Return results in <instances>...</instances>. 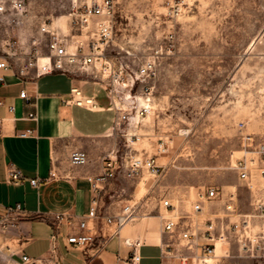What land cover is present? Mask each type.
I'll return each mask as SVG.
<instances>
[{
    "label": "rangeland",
    "instance_id": "rangeland-1",
    "mask_svg": "<svg viewBox=\"0 0 264 264\" xmlns=\"http://www.w3.org/2000/svg\"><path fill=\"white\" fill-rule=\"evenodd\" d=\"M91 2L27 0L21 24H0V55L7 33L26 49L36 38L44 45L47 36L40 34V26L45 23L74 49L75 40L88 39L92 27L78 37L70 14ZM115 10L107 52L111 67L104 71L97 63L85 78L96 77L106 87L114 73H122L119 96H142L147 87L152 95L151 112L122 124L119 138L135 134V147L150 155L164 142L162 177L178 197L188 192L195 199L210 185H240L236 162L247 159L252 165L250 160L259 158L255 144L264 142V0H117ZM147 60L155 63V75L137 80L136 71ZM157 179L147 171L140 178L125 177L123 198L133 199L136 186L135 199L141 198ZM154 205L145 207L142 217L157 215ZM149 228L159 231L160 224ZM260 230L256 222L253 231ZM217 253L206 264H264V255L239 251L235 243Z\"/></svg>",
    "mask_w": 264,
    "mask_h": 264
},
{
    "label": "crops",
    "instance_id": "crops-1",
    "mask_svg": "<svg viewBox=\"0 0 264 264\" xmlns=\"http://www.w3.org/2000/svg\"><path fill=\"white\" fill-rule=\"evenodd\" d=\"M87 70L82 69L75 74L48 73L31 81L16 71L0 69V77L5 79V82L0 81V99L4 102L0 106V206L20 203L29 215L8 239H0V264H20L19 255L22 253L40 259V264H55L51 259L52 219L61 213L77 218L88 214L93 196L88 177L103 173L104 157L113 152L120 155L128 150L138 155L151 154L147 149L135 147L137 142L128 141L126 134L124 141L119 138L115 128L117 114L111 108V97L105 85L96 77L85 78ZM30 74L34 75V70ZM89 84L93 85L92 92L86 90ZM72 86H80L85 95L93 97L99 109L89 110L64 103L63 99L69 96ZM24 89L29 100L20 98ZM32 111L37 113V121L26 119ZM28 128L35 130L33 137L18 136L20 131ZM75 150L87 154L86 164L71 165L70 155ZM160 159L157 158L158 163ZM12 169L21 171L25 180L18 183L10 181L8 175ZM51 172L55 173L54 177L50 176ZM236 174L238 176L237 170ZM32 178L47 180L34 187L29 182ZM123 179L125 175L120 173L106 184L104 202L110 205L113 213H118L123 205L134 202L138 206L134 221L123 227L119 236L111 238L106 248L93 258L85 256L65 240H60L58 257L61 264H126L133 249L125 243L126 240L140 243L137 249L140 260L137 264H199L194 260V255L202 254L200 247L195 251L188 250L177 236L162 231L161 216L166 211L159 202L163 198L169 199L183 218L196 222L199 227L205 221L212 220L217 234L223 228L228 231L234 223L241 222L254 211V193L248 190L239 176L240 185L226 188L216 186L221 189V196L204 202L202 211L197 214L193 213L192 207L198 194L195 199H191L188 192L178 197L164 184L165 177L158 178L139 199H135L138 187H134L131 194L134 198L129 202L123 198L126 192L121 184ZM212 186L215 185L208 187ZM231 193L235 194L234 210L228 211L226 205ZM153 203L158 209L157 215L142 217L145 207ZM151 224L155 227L160 224L159 231L150 230ZM229 234L228 241L216 243V252L211 261L218 256L219 250L228 252L234 243L241 250L236 236L230 231ZM5 245H9L10 250ZM181 257H186L187 262L182 263Z\"/></svg>",
    "mask_w": 264,
    "mask_h": 264
},
{
    "label": "built area",
    "instance_id": "built-area-1",
    "mask_svg": "<svg viewBox=\"0 0 264 264\" xmlns=\"http://www.w3.org/2000/svg\"><path fill=\"white\" fill-rule=\"evenodd\" d=\"M27 0H0V24L19 25L27 12ZM117 0H92L82 10L74 9L71 12L73 27L80 31L82 36L84 29L92 27L91 35L86 40H75L74 49H71L69 41L59 35V33L43 24L40 26V34L46 35L47 39L43 45V39L36 38L32 41L33 47L26 49L20 41L14 40L13 36L6 34L2 46V54L0 55V69L13 70L18 75L29 77L31 81L41 75L61 72L75 74L77 71L86 70L96 67L97 63L104 66V71L108 70L111 65V57L107 54L110 44L114 39L113 18L115 15V6ZM45 47V50H44ZM155 63L147 60L136 71L137 80L150 79L155 75ZM34 70V75L30 71ZM105 73V72H104ZM106 83V90L111 97V108L116 112L117 119L115 128L118 129L122 124L128 126L133 123L136 118L148 115L151 112V90L149 87L142 93V96L128 95L131 100L127 105H122L128 97L119 96L122 73H114ZM1 82H5L4 77H0ZM20 98L29 100V95L24 89L20 93ZM142 99V102L140 100ZM138 100V105L136 104ZM68 105H76L89 110L99 109L96 100L85 95L80 86H72L69 96L63 99ZM4 102L0 99V106ZM13 107H11L12 109ZM26 119L37 121L38 115L35 111L29 112ZM34 129H25L18 133L21 138L33 137ZM128 141L134 142L136 135L126 132ZM246 139L252 142V137L247 136ZM253 145V143H251ZM255 151L258 160H250L249 165L247 159H240L236 162L234 168L238 171L239 179L246 183L249 191L254 193L253 208L254 211L247 215L244 220L234 223L227 231L224 228L220 233H216L217 227L212 220L202 223V227L198 224L187 221L177 211L176 206L169 199H161L159 202L166 213L162 215V231L171 236H177L183 241L184 246L191 251L201 248L200 256L194 255V260L199 264H206L207 258L215 255L216 243L218 241H228L230 233L236 236L240 249L249 255H264V183L258 181V177L264 179V142L255 144ZM167 151L164 142L157 147L155 155H138L130 150L124 151L122 154L110 153L104 157V171L96 177H88L92 186V200L88 214L83 218H77L69 214H56L52 219L53 231L50 236L51 241V259L55 264H61L58 257V244L60 240L80 249L83 254L89 258H93L100 254L105 248L108 241L119 236L120 231L136 217V204L123 205L118 213L110 210V205L105 204L103 191L106 184L117 178L120 173L125 177L132 179L140 178L145 171L150 175L160 178L163 175L164 167L159 165L157 158L159 155ZM88 162V156L84 151L75 150L70 155V163L74 166L84 165ZM9 180L15 183L23 182L24 175L17 169L9 171ZM51 177L55 173L51 172ZM39 178L29 179L32 186L37 187L41 182L46 181ZM104 185V186H103ZM221 196V189L216 186L208 187L204 191L198 193V199L192 207L194 214L202 211L203 203L213 201ZM235 194L229 195V203L226 210H234ZM26 210L22 204L18 203L13 206H0V239H8L11 232L18 228L24 218L28 217ZM256 222L259 223L260 231H253ZM127 245L132 247L131 256L126 260V264H137L140 256L137 252L140 246L139 242L125 241ZM10 250L9 245H5ZM20 264H40L41 260L33 258L25 253L19 255ZM182 263L187 262L186 257H181Z\"/></svg>",
    "mask_w": 264,
    "mask_h": 264
},
{
    "label": "bare ground",
    "instance_id": "bare-ground-1",
    "mask_svg": "<svg viewBox=\"0 0 264 264\" xmlns=\"http://www.w3.org/2000/svg\"><path fill=\"white\" fill-rule=\"evenodd\" d=\"M208 261H211V257L208 258ZM208 261H207V262H208ZM207 262H206V263H207Z\"/></svg>",
    "mask_w": 264,
    "mask_h": 264
}]
</instances>
